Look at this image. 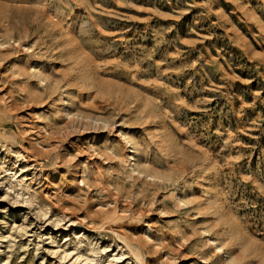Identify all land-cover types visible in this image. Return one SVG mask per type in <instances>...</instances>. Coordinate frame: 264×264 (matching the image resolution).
Here are the masks:
<instances>
[{
    "label": "rangeland",
    "instance_id": "obj_1",
    "mask_svg": "<svg viewBox=\"0 0 264 264\" xmlns=\"http://www.w3.org/2000/svg\"><path fill=\"white\" fill-rule=\"evenodd\" d=\"M0 264H264V0H0Z\"/></svg>",
    "mask_w": 264,
    "mask_h": 264
},
{
    "label": "bare ground",
    "instance_id": "obj_2",
    "mask_svg": "<svg viewBox=\"0 0 264 264\" xmlns=\"http://www.w3.org/2000/svg\"><path fill=\"white\" fill-rule=\"evenodd\" d=\"M77 119H78V118H77ZM96 122H97V120H96ZM87 125H88V124H87ZM87 125H86V126H87ZM88 126H89V125H88ZM76 168H78V167H76ZM75 170H76V169H75ZM77 174H79V173H78V172H76V174H75V175H77Z\"/></svg>",
    "mask_w": 264,
    "mask_h": 264
}]
</instances>
